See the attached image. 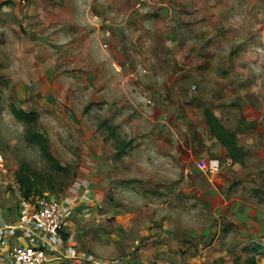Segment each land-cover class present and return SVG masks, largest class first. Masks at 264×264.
Here are the masks:
<instances>
[{
  "label": "rangeland",
  "instance_id": "374dc122",
  "mask_svg": "<svg viewBox=\"0 0 264 264\" xmlns=\"http://www.w3.org/2000/svg\"><path fill=\"white\" fill-rule=\"evenodd\" d=\"M0 155V212L52 176L69 250L264 264V0H0Z\"/></svg>",
  "mask_w": 264,
  "mask_h": 264
},
{
  "label": "built area",
  "instance_id": "2783aa9c",
  "mask_svg": "<svg viewBox=\"0 0 264 264\" xmlns=\"http://www.w3.org/2000/svg\"><path fill=\"white\" fill-rule=\"evenodd\" d=\"M0 155V166H3ZM218 162H210V170L217 171ZM14 221L0 224V252L4 251L6 264H45L48 255L40 249L23 245H9L4 238L5 231L18 234H46L58 236L66 225L67 214L64 205L56 198L43 196L20 199Z\"/></svg>",
  "mask_w": 264,
  "mask_h": 264
},
{
  "label": "trees",
  "instance_id": "16d2710c",
  "mask_svg": "<svg viewBox=\"0 0 264 264\" xmlns=\"http://www.w3.org/2000/svg\"><path fill=\"white\" fill-rule=\"evenodd\" d=\"M15 117L21 120H31L34 119L33 113H27L23 110H13ZM207 123L210 126L211 131H217L218 135L221 136V133H225L226 138L220 137L223 144L225 142H230V146L227 147V150L230 153L231 159L233 161H239L234 152H242L243 149L239 147L232 133L228 132L225 128L222 127L218 119L213 116L212 113L206 111ZM29 138H31L35 143L40 144V147L43 150V154L46 156V160L50 163H56V159L47 151L46 144L39 133L29 132ZM218 136V137H219ZM124 148V147H122ZM244 154V153H243ZM57 170L61 171L60 166L56 167ZM15 180L19 186L20 197L22 199H29L31 197L43 196L45 194L49 195L51 193H60L63 190V187L60 185L55 189L54 180L52 176L43 174L36 170H32L28 165L21 163L20 167L14 173ZM248 264H259L254 258L247 259Z\"/></svg>",
  "mask_w": 264,
  "mask_h": 264
},
{
  "label": "crops",
  "instance_id": "0c3cea01",
  "mask_svg": "<svg viewBox=\"0 0 264 264\" xmlns=\"http://www.w3.org/2000/svg\"><path fill=\"white\" fill-rule=\"evenodd\" d=\"M243 152L245 154H248L245 152L243 149ZM19 191V187H18ZM19 198L20 197V192L18 193ZM19 199V200H20ZM16 209H15V214L13 215L12 218H10L8 215V212H0V224L3 222H11L15 220L16 217ZM68 231V230H66ZM61 232H65L64 229ZM63 234L62 237H53V236H48L46 234H30V233H25V234H18L15 233L14 231H5L4 232V238L9 245H23V246H29V247H34V248H40L44 250L47 255L48 259L45 264H111V260L108 258L107 255H110L111 252H108L105 257L98 256L100 254H94L93 258L87 256L86 254H79L80 251H74L69 250L67 246V241L69 240L68 237L64 236ZM78 240V239H76ZM76 240H73V243H75ZM110 240L113 241V238H110ZM116 240V239H115ZM78 241H82L78 240ZM81 242H79V248L81 249ZM6 257L4 255V251L0 252V264H6Z\"/></svg>",
  "mask_w": 264,
  "mask_h": 264
}]
</instances>
